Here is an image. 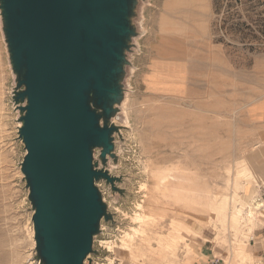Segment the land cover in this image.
Masks as SVG:
<instances>
[{
    "label": "rangeland",
    "instance_id": "obj_1",
    "mask_svg": "<svg viewBox=\"0 0 264 264\" xmlns=\"http://www.w3.org/2000/svg\"><path fill=\"white\" fill-rule=\"evenodd\" d=\"M136 23L111 165L126 193L98 183L116 223L85 264H264V0H146ZM13 87L0 19V264H41Z\"/></svg>",
    "mask_w": 264,
    "mask_h": 264
},
{
    "label": "water",
    "instance_id": "obj_2",
    "mask_svg": "<svg viewBox=\"0 0 264 264\" xmlns=\"http://www.w3.org/2000/svg\"><path fill=\"white\" fill-rule=\"evenodd\" d=\"M145 1L0 0L41 264H85L116 223L98 183L126 193L111 165Z\"/></svg>",
    "mask_w": 264,
    "mask_h": 264
},
{
    "label": "bare ground",
    "instance_id": "obj_3",
    "mask_svg": "<svg viewBox=\"0 0 264 264\" xmlns=\"http://www.w3.org/2000/svg\"><path fill=\"white\" fill-rule=\"evenodd\" d=\"M260 154L259 153H256L255 154V160H256V162L260 165V167L261 168H263V170H264V163L262 164V163H260L259 162V159H260ZM247 182H249V180L247 181ZM252 182V181H251ZM230 200H232V202H233V197H231V199ZM229 206V205H228ZM228 206L226 207V208H228ZM262 206V205H261ZM213 208H214V214L216 215V218H217V220L218 221H220L222 224H224L225 225V223L228 221L227 219L231 216V215H229L228 213L227 214H223L222 213V210H223V208L220 206V205H214L213 206ZM260 207L259 206H257L256 207V209H259ZM256 209L255 210H250L249 212H248V216L249 217H255V218H258V217H263L264 216V214H261L260 212H257L256 211ZM169 210V209H168ZM172 210V209H171ZM170 210V211H171ZM234 216V217H233ZM241 216V213L240 214H234V215H232V221H233V219H234V222L236 223H238V222H240L241 221V219L239 218ZM142 218V217H141ZM139 219V218H138ZM141 220V219H140ZM230 221V220H229ZM231 221V222H232ZM146 225V224H145ZM248 235H249V233H248ZM251 237V236H250ZM126 238V237H125ZM127 239V238H126ZM242 248H241V250L242 251H244L248 256H252L250 253H248L247 252V248H246V246H244V245H242L241 246Z\"/></svg>",
    "mask_w": 264,
    "mask_h": 264
},
{
    "label": "crops",
    "instance_id": "obj_4",
    "mask_svg": "<svg viewBox=\"0 0 264 264\" xmlns=\"http://www.w3.org/2000/svg\"><path fill=\"white\" fill-rule=\"evenodd\" d=\"M254 117H256V118H259V120H261L263 123H264V106L263 107H260L259 109H257L256 111H254ZM260 154V153H259ZM262 181V180H261ZM261 183V182H260ZM259 183V184H260ZM258 184V185H259ZM258 192V186L256 187V193ZM263 207H264V205H263ZM264 214V213H263ZM262 218H264V216L263 217H259V218H257L256 220H255V222L253 223L254 225V227H253V233H252V235H253V238L252 239H255L256 237H255V234H254V232H255V230L260 226V224H261V222H262ZM258 242H259V240H257ZM251 254H252V252H251ZM206 255H205V253L204 252H202V254H201V256L199 257V258H196L195 259V262H194V264H206Z\"/></svg>",
    "mask_w": 264,
    "mask_h": 264
},
{
    "label": "built area",
    "instance_id": "obj_5",
    "mask_svg": "<svg viewBox=\"0 0 264 264\" xmlns=\"http://www.w3.org/2000/svg\"><path fill=\"white\" fill-rule=\"evenodd\" d=\"M212 264H221V260H216V261H214Z\"/></svg>",
    "mask_w": 264,
    "mask_h": 264
}]
</instances>
